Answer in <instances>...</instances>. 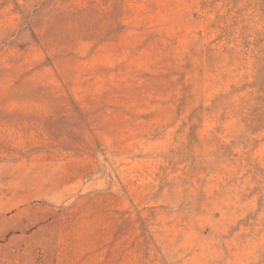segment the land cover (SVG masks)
Instances as JSON below:
<instances>
[{"label":"rangeland","instance_id":"rangeland-1","mask_svg":"<svg viewBox=\"0 0 264 264\" xmlns=\"http://www.w3.org/2000/svg\"><path fill=\"white\" fill-rule=\"evenodd\" d=\"M0 264H264V0H0Z\"/></svg>","mask_w":264,"mask_h":264}]
</instances>
